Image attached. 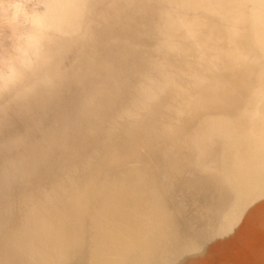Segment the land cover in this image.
I'll list each match as a JSON object with an SVG mask.
<instances>
[{"label": "rangeland", "instance_id": "obj_1", "mask_svg": "<svg viewBox=\"0 0 264 264\" xmlns=\"http://www.w3.org/2000/svg\"><path fill=\"white\" fill-rule=\"evenodd\" d=\"M240 1L0 0V264L37 225L60 264H264V0Z\"/></svg>", "mask_w": 264, "mask_h": 264}, {"label": "bare ground", "instance_id": "obj_2", "mask_svg": "<svg viewBox=\"0 0 264 264\" xmlns=\"http://www.w3.org/2000/svg\"><path fill=\"white\" fill-rule=\"evenodd\" d=\"M197 1L204 2V3L197 5L196 9L197 10H204L205 9L204 6H205V4H207V1H209V0H197ZM244 1H248V0H242V2H244ZM242 2L240 1V3H242ZM150 4H151V2H150ZM153 8H155V6ZM156 8H158V7H156ZM219 8H220V6H218V9ZM219 11L221 14V8ZM112 20H114V18ZM251 20H252V23H253V26L255 29L254 33L252 34L253 38L256 40L255 43L256 42H260V43L264 42V16L260 13H254L251 15ZM147 22H149V20ZM68 180L70 181V183H72V186H74V189H75L76 188L75 181H73L70 177L68 178ZM104 187L105 186L103 184H100V186L96 189L97 192H101ZM106 191L112 192V186L106 188L104 191V194ZM68 193H71V192L67 191V194ZM112 199H113V197H112ZM114 200H115V198L113 199V201L110 204H113ZM27 218H28L27 220L32 221V216L30 217L28 215ZM44 227H42V226L39 227V225H37L34 228L35 229L33 231L34 246L32 247V249L30 251L26 252L27 257L21 258L22 254H21L20 250H15L14 254L12 256H8V254H6V256H8L12 260L11 262H13L14 264H21V262H23L25 260L29 261L31 264H60L62 262L64 254H59V255H57L56 258H54L52 255V251H51L52 248L54 246H57L60 249L59 245H61L62 247L65 245L66 248L73 249L75 246L72 243H68L67 241H65V242L58 241V233L56 232L55 227H46V226H44ZM60 228L62 229V231H64V230L68 231V228H70V225L67 223L66 224L64 223L61 225ZM60 228H59V235H60ZM20 234H21V232H20ZM20 234H18V235H20ZM131 246H132V248L135 247L136 250H138L140 248V246H137L136 241H133L131 243ZM27 247L30 248L29 245ZM15 248H18V246L16 245ZM53 251H55V250H53ZM146 262H147V260H146ZM242 264H252V263H248V262L245 263L244 262Z\"/></svg>", "mask_w": 264, "mask_h": 264}]
</instances>
